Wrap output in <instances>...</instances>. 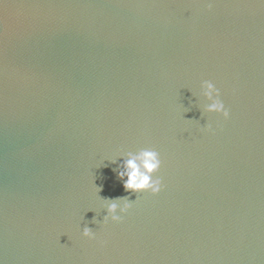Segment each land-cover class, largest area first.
<instances>
[{"label":"water","instance_id":"95a60500","mask_svg":"<svg viewBox=\"0 0 264 264\" xmlns=\"http://www.w3.org/2000/svg\"><path fill=\"white\" fill-rule=\"evenodd\" d=\"M0 264H264V0H0Z\"/></svg>","mask_w":264,"mask_h":264},{"label":"clouds","instance_id":"9594fccd","mask_svg":"<svg viewBox=\"0 0 264 264\" xmlns=\"http://www.w3.org/2000/svg\"><path fill=\"white\" fill-rule=\"evenodd\" d=\"M202 96L208 102L205 111L209 114L215 113L228 119L229 112L223 102L219 99V90L211 82H204L201 85ZM115 163V161H112ZM161 165L159 154L152 149H143L137 153H127L122 162L117 165V176L123 182V188L131 193L150 192L157 195L161 190V180L154 179ZM131 207V203L125 198L108 200L106 204V215L104 221L110 220L119 223L121 217L126 214ZM82 236L87 239L94 238L92 230L85 227Z\"/></svg>","mask_w":264,"mask_h":264}]
</instances>
